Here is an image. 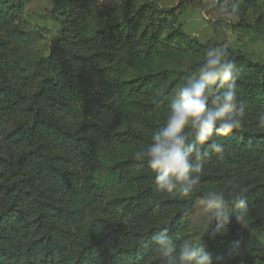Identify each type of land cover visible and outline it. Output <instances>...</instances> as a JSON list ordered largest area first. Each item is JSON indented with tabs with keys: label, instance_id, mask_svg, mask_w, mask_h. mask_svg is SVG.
I'll use <instances>...</instances> for the list:
<instances>
[{
	"label": "trees",
	"instance_id": "obj_1",
	"mask_svg": "<svg viewBox=\"0 0 264 264\" xmlns=\"http://www.w3.org/2000/svg\"><path fill=\"white\" fill-rule=\"evenodd\" d=\"M256 1L237 3L244 9ZM94 2L52 0L59 28L49 54L33 63L20 87L0 74V127L14 119L10 131L0 138V264H163L154 252L153 237L161 228L171 235L184 230L199 198L200 193L188 199L157 191L152 173L126 206L134 225L168 214L166 219L140 234L126 226L85 223L87 207L101 193L96 185L83 181L75 163L84 160L94 145L96 121L109 116L119 102L135 101L147 114L164 102L167 93L154 99L168 69L125 82L114 78L115 66L156 52L202 53L216 46L213 39L204 45L180 25L172 27L173 8L161 6L159 0H150L131 17L86 35ZM22 9L20 0H0V27ZM259 33L264 42V30ZM226 48L239 69L238 100L248 105V117L257 118L264 112V61L253 62L240 50ZM218 139L225 153L205 160L201 192L206 190L204 183L223 188L236 185L245 174L257 183L246 192L247 226L233 218L227 234L212 239L239 243L245 253L242 264H264V217H258L264 209V131L242 128ZM137 164L128 159L113 169L119 180H127L147 168Z\"/></svg>",
	"mask_w": 264,
	"mask_h": 264
},
{
	"label": "rangeland",
	"instance_id": "obj_2",
	"mask_svg": "<svg viewBox=\"0 0 264 264\" xmlns=\"http://www.w3.org/2000/svg\"><path fill=\"white\" fill-rule=\"evenodd\" d=\"M20 1L23 9L19 16L0 27V74H5L18 87L22 85L24 78L30 75L33 63L49 54L51 43L59 28L57 13L52 11V0ZM149 1L95 0L89 11L84 33L89 35L95 30L121 22L131 17ZM179 1L159 0L161 6L173 8L170 17L172 27L180 25L184 33L201 44L206 45L213 39L216 46L240 50L253 62L264 61V42L259 33V29L264 30V0H257L246 8L239 9V20L229 23L218 18L219 3L216 7L208 9L204 8V0H184L181 3ZM204 53L184 49L167 53L156 52L140 61L115 66L114 78L125 82L140 75L168 69V78L154 99L164 92L167 93L164 102L147 114L138 109L135 101L119 102L109 116L96 121L95 129L92 131L95 143L88 156L75 163L83 181L93 183L101 193V197L86 209L87 225L93 222L100 225L110 223L115 226H126L140 234L148 226L168 217L167 214L161 219L134 225L126 204L137 192L140 183L150 179L152 171L145 167L137 175H132L127 180H119L117 171L113 168L119 162L132 159L133 151L147 147L150 132L166 119L167 97L181 82L182 70L202 61ZM245 120L243 128L264 131V127L258 125V117L250 118L246 115ZM13 125L14 119L4 121L0 127V138L9 132ZM256 183L255 178L245 174L238 177L235 190H239L240 187L248 189ZM202 186L206 190L222 188L214 183H204ZM196 201L189 213L187 227L172 235H182L193 240L199 238L200 226L197 216L200 209ZM258 217H264V209ZM206 236L207 234L203 240L207 245V251L212 254V264L243 263L245 253L241 247L240 254L236 255L231 250L233 242L207 239Z\"/></svg>",
	"mask_w": 264,
	"mask_h": 264
},
{
	"label": "clouds",
	"instance_id": "obj_3",
	"mask_svg": "<svg viewBox=\"0 0 264 264\" xmlns=\"http://www.w3.org/2000/svg\"><path fill=\"white\" fill-rule=\"evenodd\" d=\"M218 3L219 19L225 23L239 20L237 0H204V8H214ZM238 77L239 69L227 48L208 47L200 63L182 70L181 82L167 97L166 119L150 132L147 147L132 153L138 168L146 164L154 174L157 191L188 199L200 193L196 201L200 209L198 239L171 235L167 228L153 237L154 252L163 264H212L204 235L212 239L227 234L233 218L238 225L247 226L246 188L235 190L233 184L200 189L205 160L212 154L223 157L225 153V145L218 138L241 130L246 123L248 105L238 100ZM257 122L264 127V113ZM231 250L240 254L239 243H233Z\"/></svg>",
	"mask_w": 264,
	"mask_h": 264
}]
</instances>
